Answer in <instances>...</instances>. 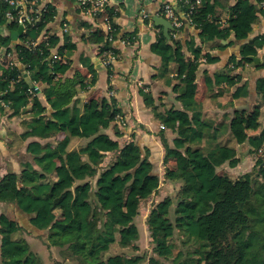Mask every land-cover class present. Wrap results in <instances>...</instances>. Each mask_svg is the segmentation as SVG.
Here are the masks:
<instances>
[{"label":"trees","instance_id":"trees-1","mask_svg":"<svg viewBox=\"0 0 264 264\" xmlns=\"http://www.w3.org/2000/svg\"><path fill=\"white\" fill-rule=\"evenodd\" d=\"M228 2L201 0L189 15L191 23L183 20V28L198 32L201 46L193 35L183 41V29L169 39L159 31L150 45L160 60L153 79L167 86L174 83L175 99L188 116L178 115L171 105L161 109L148 92L140 90L153 117L163 125L159 136L164 163L172 164L164 178L179 187L174 198H163L146 218L153 244L148 258L113 251L132 247L139 238L136 225L123 214L129 200H146L160 186L149 150L135 140L119 150L108 139L103 130L117 123V115L124 117L123 111L113 96L90 97L85 102L76 98L97 80L91 59L78 57L87 75L74 70L65 77L73 66L76 44L66 35L60 45L55 34H48L47 25L55 15L51 3H46L45 11L31 13L33 20L24 26L14 50L17 63L6 59L0 67V110L10 117L29 114L22 122L20 138H35L24 149L30 158L20 163L18 171L0 178V203L13 204L27 214L30 227L0 213V264H34L23 233L45 234L48 246L66 251L76 264H264V155L258 153L264 150V123L257 134L245 137L226 118L218 122L206 117L196 100L200 60L217 62L211 50L225 49L228 44L223 41L236 27L249 35L264 13L261 0H236L223 21L216 8L224 9ZM191 3L181 0V13H187ZM39 5L40 1L33 8ZM9 9L0 0V24L13 30L16 22L5 17ZM104 14L111 31L84 25L91 30L85 42L98 47L101 62L108 53L117 60L119 49L113 41L122 39L129 45L136 41V32L120 34L115 23L118 10L106 6ZM10 44L8 35L0 37V45L12 51ZM53 48L60 59H50ZM263 48L264 33L240 44L213 79H206L207 87L236 86L239 75L234 71L247 64L263 68L264 60L254 64L250 58ZM106 69L110 74L111 65ZM257 88L264 89V78L258 80ZM39 90L49 104L48 112L38 105ZM246 95V86H237L233 98ZM165 129L174 133L171 143ZM241 141L246 143L242 148L238 147ZM239 151L259 155L254 171L236 178L218 174L216 169L223 164L231 168L239 164ZM109 153L112 158L104 165ZM172 204L171 217L168 207Z\"/></svg>","mask_w":264,"mask_h":264},{"label":"crops","instance_id":"crops-1","mask_svg":"<svg viewBox=\"0 0 264 264\" xmlns=\"http://www.w3.org/2000/svg\"><path fill=\"white\" fill-rule=\"evenodd\" d=\"M216 1L210 0L211 3ZM250 1L257 3V0ZM261 1L262 5H264V0ZM179 2L180 0H108V6L114 7L119 12L115 23L119 26L120 34L136 32V41L132 45L121 46L116 44L119 49L118 58L112 63L109 74L100 61L98 47L85 42L89 30L84 25L92 26L93 23L87 15L77 9L76 2L74 0L43 1L44 4L51 3L55 10L53 20L47 25L48 34H55L59 38L60 45L64 44L65 36L69 35L70 40L77 47L72 58L73 66L65 77H71L74 70H79L83 75H87V70L81 66L78 60L81 55L91 59L97 72L95 84L87 91L79 93L76 98L85 102L90 97H107L109 91H111L117 106L124 113L127 126L121 128L116 123L103 130V132L111 142L119 146V150L126 143L133 140L142 147L147 148L150 159L154 163L159 176L164 174L162 168L165 165L164 150L159 136L162 124L153 117V112L143 101L140 90L144 89L148 92L152 96L153 102L161 109H164V104L171 105L176 109L178 115L182 117L188 116L175 99V93L172 91L174 83L167 86L164 82L153 79L155 69L159 66L160 60L150 51V45L155 41L158 32H163V27L156 25L153 17H161L162 6L165 3L178 7ZM235 3L236 0H229L224 9L216 8V14L221 16V20L224 21L227 18L228 9L234 6ZM142 11H144L146 16H143ZM63 22L69 26V33L65 35L61 34V24ZM19 27L17 24L15 29L9 30L6 25L0 24V37L8 35L11 39V32L17 31ZM186 27L183 28L181 39L185 41L189 36L193 35L196 43L201 46L198 32ZM263 33L264 13L259 14L257 22L252 26L249 35L245 36L236 27L231 32L229 39L223 41L224 44H228L225 49L211 50V53L218 57L217 62L206 63L204 59H201V64L196 73V100L201 103L204 115L214 120L218 116L223 119L226 118L227 122L230 121L237 124L236 129L242 130L247 137L257 134L264 123V89L257 88L258 80L264 78V67L259 68L247 64L236 69L234 73L239 75V81L236 86L230 88L224 84L208 88L206 79H213L215 74L224 67L228 58L237 52L240 44ZM20 35H17L16 40L11 39L9 46L12 49L14 61L17 60L14 50L20 42ZM6 49L0 45V67L3 64V60L7 59L5 57ZM184 53L188 56L186 50ZM203 53H205L204 50ZM257 57L259 62L264 60V48L258 50ZM138 79L142 81V86L137 85ZM242 85L246 86L247 95L243 98H233L235 88ZM37 102L40 107L45 108L48 112L49 104L40 90L37 94ZM26 115L10 117L0 110V178L9 171H18L20 163L30 158L24 149L28 142L35 140V138H30L26 141H22L20 138V135L24 132L22 122L29 118V114ZM164 133L169 143H171L174 133L167 129L164 130ZM62 137V134L57 135L55 139ZM245 144L244 141H241L238 147L242 148ZM245 155L247 154H242V156ZM111 158L112 153H109L105 158L104 165ZM163 184L160 183L159 188Z\"/></svg>","mask_w":264,"mask_h":264},{"label":"rangeland","instance_id":"rangeland-1","mask_svg":"<svg viewBox=\"0 0 264 264\" xmlns=\"http://www.w3.org/2000/svg\"><path fill=\"white\" fill-rule=\"evenodd\" d=\"M187 117V116H186ZM217 121H222L223 118L218 116ZM225 120V118H224ZM244 134V133H243ZM247 137V136H245ZM264 150L258 152L260 157H262ZM259 155H245L242 156L239 151V164L234 167H228L226 164H223L219 168L216 169L218 174H227L231 178H236L244 173L253 172L256 164V157ZM163 175L160 176V183L163 184L161 187L155 192V194L146 199L140 200L137 198H132L129 200L126 210L124 211V216L131 220V223L136 225L139 238L133 244L132 247L124 248L119 250L118 248L114 249V253L123 252L127 256H148L152 255L153 244L151 237L149 235V230L146 225V218L155 204L162 201L165 197L174 198V192L179 188L178 185H173L167 179H165L166 170L172 167L171 163H168L167 166L163 165ZM11 207V208H8ZM170 212V216L172 217V213L175 210V205L172 204L168 207ZM0 213H4L8 215L10 218L16 220L21 226L27 228L30 227L28 222V215L19 210L13 204H5L0 203ZM29 244L30 251L34 255L35 261L34 264H76L66 253V251L59 249L57 247L48 246L46 243V236L43 234L42 236H36L33 234L23 233L22 235ZM175 241L179 239L178 235L174 236ZM140 264H147V262H141Z\"/></svg>","mask_w":264,"mask_h":264},{"label":"built area","instance_id":"built-area-1","mask_svg":"<svg viewBox=\"0 0 264 264\" xmlns=\"http://www.w3.org/2000/svg\"><path fill=\"white\" fill-rule=\"evenodd\" d=\"M1 1L5 2L11 8L8 11H6L5 17L10 21H15L19 26H22V31L24 29V26L33 20L31 13L34 12L41 13L45 11L46 8V4L43 3V1L45 0H1ZM39 1L41 2V5H39L36 9H34L33 5ZM200 1L201 0H192L191 6H189L187 13H181V9L179 6L174 7L170 3H165L162 6L161 17L169 21L172 26V29L169 31L170 37L176 38L178 36V33L183 29L184 26L183 20H186L187 23H191V19L189 18V15L191 14L193 7L200 4ZM106 6H108V0H76L77 9L91 19V22L93 23L92 25L93 28L94 29L100 28L103 31L108 32L111 31V26L107 22V17L104 14ZM142 14L143 16H146L144 11H142ZM90 31L91 30H89V32ZM68 33H69V26L67 25V23L63 22L61 24V34L65 35ZM116 44L121 46L129 45L125 40L122 39H117L113 41V45H115L114 46L115 48H117ZM50 53H51L50 54L51 60L53 59L56 60L61 58L57 54L55 48L51 49ZM5 57L7 58V60H9L10 64L14 63L12 51L6 49ZM114 61L115 58L110 53H108L107 59L105 61H102L101 63L104 67H106L108 65H112ZM142 84H143L142 81L138 79L137 85L142 86ZM108 96H113V93L109 91ZM115 119L121 128L127 126L126 119L121 115H117ZM160 128L163 129V126L161 125Z\"/></svg>","mask_w":264,"mask_h":264},{"label":"water","instance_id":"water-1","mask_svg":"<svg viewBox=\"0 0 264 264\" xmlns=\"http://www.w3.org/2000/svg\"><path fill=\"white\" fill-rule=\"evenodd\" d=\"M153 21L156 25H160L163 27V34L167 39H169V31L172 29V26L169 21L165 20L162 17H153ZM22 33V26L18 28L17 31L11 32V39L16 40L17 35ZM253 63H258L259 58L258 57H250Z\"/></svg>","mask_w":264,"mask_h":264}]
</instances>
